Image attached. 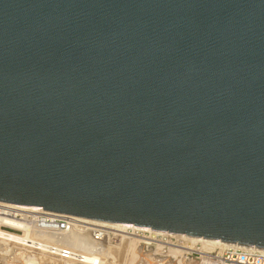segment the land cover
I'll list each match as a JSON object with an SVG mask.
<instances>
[{
  "label": "water",
  "instance_id": "water-1",
  "mask_svg": "<svg viewBox=\"0 0 264 264\" xmlns=\"http://www.w3.org/2000/svg\"><path fill=\"white\" fill-rule=\"evenodd\" d=\"M0 203L264 251V0H0Z\"/></svg>",
  "mask_w": 264,
  "mask_h": 264
},
{
  "label": "bare ground",
  "instance_id": "bare-ground-1",
  "mask_svg": "<svg viewBox=\"0 0 264 264\" xmlns=\"http://www.w3.org/2000/svg\"><path fill=\"white\" fill-rule=\"evenodd\" d=\"M0 211H1L0 213V258H1V261L4 262V264H10V263L18 264L20 260L24 258V254H25L24 251L26 250V247L30 246L29 244L30 242L40 243L44 240L67 247L73 251H76L80 254L85 255L86 257H89L88 255L95 256L96 259L101 260L102 264H114L115 258L117 257V255L115 256V254L118 251L117 249L119 247L117 248L116 246L114 247L111 245L110 238H109L110 233L114 235L116 234V236L120 238L122 237L125 239L126 238L130 239L134 236L139 239L142 238V240L144 239L143 241H145L150 238V237L148 238V237L142 236L140 234H137L131 231L124 230L122 225H119V224L107 223V222L96 221V220L95 221L88 220L84 218H77V222L75 223L74 230L66 234H60L56 232L50 233L49 231H46V230L32 231L28 223L25 224L24 221H18V220L11 219V216L15 215L14 213L40 214L42 213L41 209H36V208H31V207H26V206H19V205H14V204L0 203ZM96 227L106 229V231L98 230L100 233H103V235L107 239V242L105 245L100 242L89 241L87 237L84 236V234H88V232L93 231L94 229L92 228H96ZM5 229H13L15 231L23 232V234L14 233L11 231H7ZM153 240L155 242V239ZM176 240H181V239H176ZM149 241L151 242V240ZM184 241H186L187 244H191V247L200 246L201 247L200 249H203V251H214L216 249H219V248L222 249L226 246H229V245L221 244V243H207V242L187 241V240H184ZM128 243L130 245V243L132 242H130L129 240ZM167 243L168 242L164 244H167ZM145 244L149 245L147 241H145ZM171 244L172 243H170L169 245ZM121 245H123L122 247L125 249V243L122 242ZM33 246L37 247V245H33ZM181 248H184V247L181 246ZM174 252L182 253L183 251L182 250L180 251L179 249H175ZM125 258H124V261H125ZM122 264H124V262Z\"/></svg>",
  "mask_w": 264,
  "mask_h": 264
},
{
  "label": "built area",
  "instance_id": "built-area-1",
  "mask_svg": "<svg viewBox=\"0 0 264 264\" xmlns=\"http://www.w3.org/2000/svg\"><path fill=\"white\" fill-rule=\"evenodd\" d=\"M41 210L42 213L40 214L14 213L15 215H12L11 219L24 221L25 224L28 223L32 231L46 230L50 233L56 232L66 234L74 230L77 218H79L49 212L43 209ZM92 229L94 230L88 232V234H84V236H86L89 241L100 242L105 245L107 239L103 233H100L98 230L106 231V229L97 227ZM8 230L23 234V232L15 231L13 229ZM34 243H29L30 246L26 247V250L24 251L25 259L22 258L18 264H102L101 260L96 259L95 256L88 255L89 257H86L85 255L67 247L51 243L47 240L40 243ZM33 245H37V247H34ZM186 250L188 257L190 256L192 260L196 259L198 264H264L263 250L246 249L233 245L226 246L222 249L219 248L214 251L197 250L196 247L193 248L191 246L187 247ZM0 264H4V262L1 261V258Z\"/></svg>",
  "mask_w": 264,
  "mask_h": 264
},
{
  "label": "rangeland",
  "instance_id": "rangeland-1",
  "mask_svg": "<svg viewBox=\"0 0 264 264\" xmlns=\"http://www.w3.org/2000/svg\"><path fill=\"white\" fill-rule=\"evenodd\" d=\"M7 231H10L8 229H5ZM13 232V231H11ZM17 233V232H14ZM139 234V233H137ZM145 237H150L149 239L145 240L149 243L145 244V241L136 237H132L130 239L128 238H120L116 236V234L110 233V242L112 246H116L117 248H121L123 245L122 242L125 243V249H117L118 251L116 252L115 256V263L114 264H198V261L196 259H193L186 254V248L191 246L187 244L186 241L184 240H176L173 238H166V237H158V236H152L151 235H145V234H140ZM125 239V240H124ZM133 239V240H132ZM155 239V242L154 240ZM172 239V240H171ZM129 240L130 245H129ZM138 240V241H137ZM151 240V242L149 241ZM158 240V241H157ZM165 240V241H164ZM170 240V241H169ZM153 241V242H152ZM143 242V243H142ZM163 242V243H162ZM168 242L167 244H164ZM171 245H169L170 243ZM177 244H176V243ZM179 242V244H178ZM128 243V244H127ZM186 243V244H184ZM165 245V246H164ZM180 246H183L184 248H181ZM195 248V247H193ZM197 250H202L200 249V246L196 247ZM179 249L180 251L182 250V253H175L174 250ZM123 250V252H122ZM118 253V254H117ZM122 253V254H121ZM136 254V255H135ZM126 255V256H125ZM126 258H125V257ZM118 258V259H117ZM123 258V259H122ZM125 258V261H124ZM134 259V260H133ZM122 261V262H121Z\"/></svg>",
  "mask_w": 264,
  "mask_h": 264
}]
</instances>
